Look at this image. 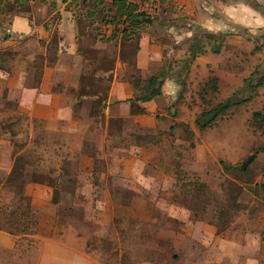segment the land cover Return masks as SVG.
<instances>
[{
  "label": "rangeland",
  "instance_id": "1",
  "mask_svg": "<svg viewBox=\"0 0 264 264\" xmlns=\"http://www.w3.org/2000/svg\"><path fill=\"white\" fill-rule=\"evenodd\" d=\"M157 1L131 41L92 45L96 31L112 27L80 22L88 25L78 39L84 68L78 62L66 80L71 125L31 118L18 97H0V233L36 221L31 232L10 234L12 246L0 245V264H264V82L247 85L264 75V0ZM143 34L171 99L155 132L129 126L122 134V119L100 114L104 104L96 116L94 97L76 101L79 74L114 56L132 67ZM23 40L19 58L37 86L43 54ZM192 43L202 52L190 61ZM12 53L0 59L9 64ZM96 74L105 90L108 71ZM233 93L250 99L199 130L198 114ZM132 143L134 156L136 145L156 148L144 152L150 167L142 174L113 162ZM37 186L48 192L36 194Z\"/></svg>",
  "mask_w": 264,
  "mask_h": 264
},
{
  "label": "crops",
  "instance_id": "2",
  "mask_svg": "<svg viewBox=\"0 0 264 264\" xmlns=\"http://www.w3.org/2000/svg\"><path fill=\"white\" fill-rule=\"evenodd\" d=\"M215 2L219 5H228V0H215ZM203 3L208 4L206 0ZM27 4L28 10L24 12L6 11L0 13V53L5 51L14 53V58L9 61V64L0 59V97L2 99L3 97H18L20 110L26 111L31 118H42L49 121L62 119L70 122L69 125H71L73 111L66 100L68 97L66 87L69 85L66 80L80 60L76 37L80 26L77 23L79 18L75 17L76 8L70 3V0H28ZM23 39L32 42L31 44L44 56L42 72L36 87H33L28 80L26 61L19 58L20 47L25 44ZM148 44V38L144 37V34L141 35L138 39L134 64L137 74L142 79L160 69L159 63L153 60L154 56L144 53ZM152 50L158 58V49ZM146 51L148 52L147 49ZM47 54L49 57L46 56ZM78 65L80 70L82 62H79ZM110 72L112 80L108 88L106 102L100 112L104 120L122 119V134H127L126 130L129 126L142 128L143 132L144 130L148 133L155 132L166 116L171 97H166V91L162 87L160 96L147 102L137 103L143 112L134 113L131 102L127 101L134 97L135 92L131 84L134 73L132 67L117 57ZM133 147V143L130 144L126 157L121 159L114 157L113 162L115 166L123 168L129 167V164H133L135 167L140 166L141 173L144 165L150 167L144 152L156 148L148 146V143L147 149L144 144L136 145L135 151H139V154L134 156ZM155 167L157 168V165ZM127 168H124L125 174L130 175L137 171L136 168L134 170ZM161 171H164L163 167H161ZM35 190H37L36 194L41 193L40 196L48 192L46 186H37ZM261 192L264 193L263 190ZM3 234L0 233V245L12 246L13 237L10 234Z\"/></svg>",
  "mask_w": 264,
  "mask_h": 264
},
{
  "label": "trees",
  "instance_id": "3",
  "mask_svg": "<svg viewBox=\"0 0 264 264\" xmlns=\"http://www.w3.org/2000/svg\"><path fill=\"white\" fill-rule=\"evenodd\" d=\"M28 0H0V13L3 12H24L28 10ZM110 3H106L105 0H70V3L74 5L76 8V19L77 23L80 26L79 33L77 34V41L83 36V32H85L86 27L88 25H84L81 27V21L88 22L89 25H92V28L95 30L102 25H110L112 28L109 32V35H106L104 32L96 31L95 35L92 36V45H95L96 42H113L117 41L118 39L121 40L123 43L124 41H131V37H136L135 30L142 27L145 23H148V19L150 17L145 15L143 12L137 10V6L135 4V0H109ZM119 36V37H118ZM121 36V37H120ZM140 36L137 37L139 39ZM209 38L213 37V35H208ZM131 39V40H130ZM136 39V40H137ZM138 50V46L135 48V55L136 51ZM190 51V61H192L198 54L202 52V50L198 47L197 43H192L189 48ZM219 47H215L213 52H218ZM81 60L83 58L84 50L80 48L78 50ZM14 53H12L13 55ZM116 56L112 57L108 61H104L107 63V66L103 65L102 63L96 67H90L85 71V75L82 76L81 73L79 74L81 81V87L78 89V93H76V101L81 98V96H89L94 97L92 100L94 103V112H96V116L99 114V108L106 102L107 91L112 80V70ZM37 59L40 61V67L37 66V69L40 71L43 56H39ZM84 60V59H83ZM37 63V61H35ZM134 73L132 75L131 84L135 90L134 97L127 99V101L131 102L132 111L134 113L143 112V109L137 104L138 102H147L154 97L160 96L162 94V86L161 83L165 79L166 73L163 69H159L156 73L142 79L136 73L137 70L135 68L134 62L131 63ZM84 68L82 66L81 70ZM161 68V67H160ZM106 70L108 71V75L105 76L106 81H108V85L106 86L105 90L101 89V84H96L100 81L103 77L96 74V71ZM41 73V72H40ZM86 80V84L83 81ZM216 78L212 79V88L216 89ZM38 81V80H37ZM264 82V75H261L257 78V82H252L249 79L247 80V85L249 88L257 87L258 85ZM104 86V85H103ZM36 87V86H33ZM250 99L249 96L247 97H239L236 93H233L228 98L218 102L215 106L210 109L201 111L198 116L195 118L194 123L199 130H203L207 127L212 126L215 121L225 114L230 108L238 106ZM117 120H120L117 118ZM111 121V120H110ZM121 127V125H120ZM13 175L17 174V168L15 164L11 171ZM261 189L264 191V182L260 184ZM17 214V213H16ZM19 217V216H18ZM16 218L18 221L19 218ZM36 221L33 220L31 222L32 227L35 225ZM31 227V228H32ZM31 228L29 227H21L18 228H4L8 233L13 235L19 234H26L31 232ZM3 229L0 226V230Z\"/></svg>",
  "mask_w": 264,
  "mask_h": 264
},
{
  "label": "built area",
  "instance_id": "4",
  "mask_svg": "<svg viewBox=\"0 0 264 264\" xmlns=\"http://www.w3.org/2000/svg\"><path fill=\"white\" fill-rule=\"evenodd\" d=\"M157 2V0H135L138 10L146 14L154 13L157 10L159 6Z\"/></svg>",
  "mask_w": 264,
  "mask_h": 264
},
{
  "label": "water",
  "instance_id": "5",
  "mask_svg": "<svg viewBox=\"0 0 264 264\" xmlns=\"http://www.w3.org/2000/svg\"><path fill=\"white\" fill-rule=\"evenodd\" d=\"M149 20V19H148ZM253 158H254V154L253 155H250L249 157H248V159L247 160H245L244 161V163H243V168H245L252 160H253Z\"/></svg>",
  "mask_w": 264,
  "mask_h": 264
}]
</instances>
